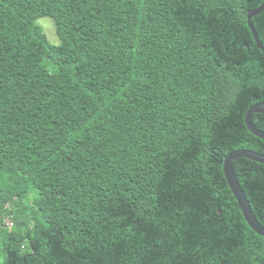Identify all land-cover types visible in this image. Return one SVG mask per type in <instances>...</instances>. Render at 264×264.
Here are the masks:
<instances>
[{"label":"trees","instance_id":"trees-1","mask_svg":"<svg viewBox=\"0 0 264 264\" xmlns=\"http://www.w3.org/2000/svg\"><path fill=\"white\" fill-rule=\"evenodd\" d=\"M263 3L0 0V264H264Z\"/></svg>","mask_w":264,"mask_h":264},{"label":"water","instance_id":"water-1","mask_svg":"<svg viewBox=\"0 0 264 264\" xmlns=\"http://www.w3.org/2000/svg\"><path fill=\"white\" fill-rule=\"evenodd\" d=\"M263 10H264V3L260 7L249 11L248 12V25L254 35L258 48L264 52V45L260 41L258 33L254 25L251 22V19L254 16L258 15ZM254 114H264V102L250 107L245 116V123L248 129L250 130V132L254 134L255 136H257L258 138H261L264 140V131L257 128L252 121V116ZM240 158H247L249 160L264 164V155L257 153L255 151H252V150L238 149V150H234L231 153H229L225 157L224 162H223L224 174H225L227 183L235 199L238 202L239 208L242 211L246 222L252 228V230H254V232L264 237V226L260 224V222L257 220L250 206V203L238 182L237 176L234 171L233 164Z\"/></svg>","mask_w":264,"mask_h":264},{"label":"rangeland","instance_id":"rangeland-1","mask_svg":"<svg viewBox=\"0 0 264 264\" xmlns=\"http://www.w3.org/2000/svg\"><path fill=\"white\" fill-rule=\"evenodd\" d=\"M39 24L43 27L48 39L53 44H59L60 39L57 34L56 25L53 19L45 17L39 20Z\"/></svg>","mask_w":264,"mask_h":264}]
</instances>
